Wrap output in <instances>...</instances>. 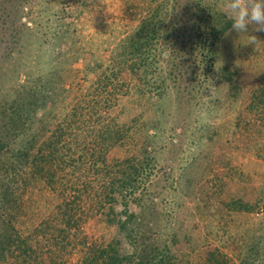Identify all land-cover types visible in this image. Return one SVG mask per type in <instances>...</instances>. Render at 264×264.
<instances>
[{
  "label": "rangeland",
  "instance_id": "obj_1",
  "mask_svg": "<svg viewBox=\"0 0 264 264\" xmlns=\"http://www.w3.org/2000/svg\"><path fill=\"white\" fill-rule=\"evenodd\" d=\"M200 1L0 0V134L8 103L18 92L44 91L52 97L48 108L37 112L47 115L40 140L62 133L64 144L55 153H72L82 164L59 168L53 186L44 179L27 185L26 175L18 182L13 202L20 208L7 217L15 237L0 219V264H83L95 248L136 257L171 239L180 264H239L250 247L264 264V104L256 96L264 89V32L254 25L241 34L231 30L217 42L212 70L201 71L197 90L182 99L174 88L161 100L155 90L143 95L150 66L136 56L122 72L133 84L130 92L98 85L121 44L145 24L155 30L153 45L164 70L172 26L192 35L184 51L196 50L184 57L209 65L200 48L208 39L200 35L210 12L203 14L204 7L214 0ZM224 3L218 0L217 8L224 11ZM252 36L261 41L258 46L250 43ZM225 68L237 79L235 86ZM74 109L77 117L70 119ZM110 118L115 126L110 138L102 130L94 134ZM159 120L178 132L189 124L214 126L213 138L186 131L178 138L184 144L163 148L171 132L155 135L153 123ZM103 141L114 144L103 146L105 157L93 156L95 142ZM149 143V151L155 150L147 161L141 147ZM45 146L53 148L49 142ZM94 159H101L98 166ZM126 159L144 164L135 194L108 193L110 182L122 177L119 168ZM237 195L254 208H233ZM126 208L138 218V241L119 227Z\"/></svg>",
  "mask_w": 264,
  "mask_h": 264
},
{
  "label": "trees",
  "instance_id": "obj_2",
  "mask_svg": "<svg viewBox=\"0 0 264 264\" xmlns=\"http://www.w3.org/2000/svg\"><path fill=\"white\" fill-rule=\"evenodd\" d=\"M217 1H210L207 7L205 6L203 10V14L207 12V8L210 12L206 13L205 19H202V22L205 23L204 29L201 31L200 38L203 39V36L206 35L208 39L207 45L204 47H200L203 49V52L208 54V58L210 60V64L203 62L195 63V59L193 63H190L186 54L192 53L195 49L190 47L189 51H184V45L186 46L188 40H191L192 35H185L184 31L186 28L182 29L176 26H172L171 28V37L173 38V45L166 49L163 53L164 60L166 62L167 70H164L160 65V62L157 60L158 56L156 54V49L153 45V39L155 30L152 29L151 25H142L136 33L129 35V37L125 40V43H122V51L116 52L113 57V64L110 67V71L108 70L104 78H100L98 85L106 86V87H114V89H126L125 92H130L133 88V84L130 83L129 80L124 79L123 69L127 65L129 66V61L127 59L134 58V56L139 57L144 62L143 65L150 66V77L147 78V81L142 84L143 86V95L147 92H152L153 90L160 92L159 98L160 100L164 98L168 92H170L173 88L177 90V98L184 93H193L197 90L198 86L196 82L198 80V75L201 77V71L205 72L206 70H212L215 65L214 59L216 58V54H218V41L226 36L232 30V21L228 18L224 11H221L217 8ZM201 4L204 1H200ZM210 4V5H209ZM212 4L214 6L212 7ZM203 24V23H202ZM187 43V44H186ZM191 50V51H190ZM151 59V62L148 59ZM165 66V67H166ZM193 70V74H190L189 69ZM225 74L228 73L230 76L229 83L233 82V86L236 85V80L231 75H233L232 71L225 68ZM124 79V81H123ZM122 81V82H121ZM27 95H23L22 91L18 92L8 104L10 108V113L8 116V120L3 125L4 131L0 134V219L4 220L5 227L8 232H10L13 236L15 233V227H12V220H9L7 217L11 215V211H18L20 208L15 201L16 194V186L19 185L18 182H21L24 179V176L27 177V185L34 184L42 179L48 181L51 186L58 184V169L61 170L68 168L71 169H80L82 164L79 163V159H75L72 153H69L68 156H58L55 153V150H59L60 144H64L61 142L62 137L64 136L62 133H58L54 135V139H48L47 141H41L40 137L43 134L45 125H44V115L42 118L37 115V112L42 108H48L47 97H52L51 94H46L44 91L36 92V91H28ZM122 92V91H121ZM257 101L260 104H264V89L260 90V92L256 95ZM112 100L115 99V95H113ZM55 100L49 106V114L51 115L54 106ZM160 102L156 101V105L160 107ZM7 109V108H6ZM77 109H74L69 113V118L77 117ZM52 118V117H51ZM165 121H154V130H156L155 135L162 136L164 133L171 132V142L162 145V147H174L181 146L184 143H180L179 139H182L184 134L187 133L190 135H196L198 131L202 133V137L207 134H211L210 132L214 130V126H191L185 125L181 127L178 132V129L175 127H171V125ZM115 128L113 126V119H108L103 126H99L95 128L94 134L100 133L102 130L104 134H106L105 139L108 140L110 138V134L112 130ZM176 132V133H173ZM178 135V137L174 136ZM13 136L9 141H7V137ZM154 139L157 136L147 135ZM213 138V135H210ZM116 138L121 137V131H116ZM49 142V146L53 148L51 150H47L46 144ZM61 142V143H60ZM93 149V156L96 154L98 156L104 155L102 148L103 146H112L114 143H106L103 142H95ZM151 143L143 144L141 153L145 155V160L149 161V155L154 153L155 147H153V151H149L152 147ZM71 148V146H70ZM55 149V150H54ZM71 150H69L70 152ZM4 157H7L4 161L2 160ZM101 159H94L91 161L93 166H98V161ZM144 170L143 162H137L134 160L126 159L120 165L119 172H122V177L118 180H112L110 182V186H107L108 193H119L128 194V196L134 195L136 192V184L138 178L141 176ZM235 170V167H233ZM172 171V170H170ZM187 176V175H186ZM241 176H246L245 173H242ZM115 183L118 184V189L114 188ZM117 191V192H116ZM116 195L114 198H117ZM113 200V199H112ZM262 204V206H261ZM250 204L244 201L243 197L240 195L233 196V208L240 207L246 209L254 208L253 205L251 207ZM260 207L264 208V199H262V203H260ZM125 217V218H124ZM124 220L119 221V227L125 228V232L128 237L134 240H139L140 237V227L138 225V218H135V215L129 213V210L126 208L123 213ZM176 232V231H174ZM2 233V232H1ZM1 236V234H0ZM177 234H174V238L176 240ZM15 237V236H13ZM172 239L166 241L162 246H153L152 252L145 253L144 249L141 250V253L133 256L128 254L120 253L118 250H102L101 252H97V248L93 249L91 252L87 253L83 258V264H180L178 262V258L174 255L173 248L171 246ZM146 244V243H144ZM259 251H254L252 247L250 250L246 251L239 258V264H263L261 260H259ZM238 260V259H237ZM235 261V260H234Z\"/></svg>",
  "mask_w": 264,
  "mask_h": 264
},
{
  "label": "clouds",
  "instance_id": "obj_3",
  "mask_svg": "<svg viewBox=\"0 0 264 264\" xmlns=\"http://www.w3.org/2000/svg\"><path fill=\"white\" fill-rule=\"evenodd\" d=\"M223 9L233 31L245 33L249 25H254L255 31L264 32V0H225ZM250 43L258 46L261 41L252 36Z\"/></svg>",
  "mask_w": 264,
  "mask_h": 264
}]
</instances>
